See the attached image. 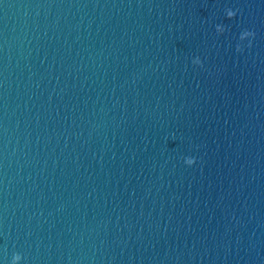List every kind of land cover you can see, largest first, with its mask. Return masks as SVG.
Returning <instances> with one entry per match:
<instances>
[{
  "label": "water",
  "instance_id": "water-1",
  "mask_svg": "<svg viewBox=\"0 0 264 264\" xmlns=\"http://www.w3.org/2000/svg\"><path fill=\"white\" fill-rule=\"evenodd\" d=\"M0 264H264V0H0Z\"/></svg>",
  "mask_w": 264,
  "mask_h": 264
},
{
  "label": "clouds",
  "instance_id": "clouds-1",
  "mask_svg": "<svg viewBox=\"0 0 264 264\" xmlns=\"http://www.w3.org/2000/svg\"><path fill=\"white\" fill-rule=\"evenodd\" d=\"M229 15H235V13L232 11V10H229V13H228ZM201 61H200V59H199V57H197V58H195L194 59V63H197V64H199ZM194 157H186V160H185V162L188 164V165H192L193 164V162H194ZM17 260H19V257H17L16 258Z\"/></svg>",
  "mask_w": 264,
  "mask_h": 264
}]
</instances>
